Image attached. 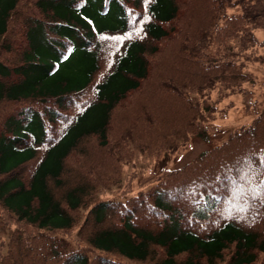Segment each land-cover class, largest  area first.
Masks as SVG:
<instances>
[{"label": "trees", "instance_id": "obj_1", "mask_svg": "<svg viewBox=\"0 0 264 264\" xmlns=\"http://www.w3.org/2000/svg\"><path fill=\"white\" fill-rule=\"evenodd\" d=\"M255 28L264 0H0V264H264V110L100 195L250 103Z\"/></svg>", "mask_w": 264, "mask_h": 264}, {"label": "rangeland", "instance_id": "obj_2", "mask_svg": "<svg viewBox=\"0 0 264 264\" xmlns=\"http://www.w3.org/2000/svg\"><path fill=\"white\" fill-rule=\"evenodd\" d=\"M255 34L259 39L264 41V29L255 28ZM264 51V44L259 47L258 52ZM246 68L254 72L256 78V84L252 86L253 92L249 98L250 103L243 99L240 94H234L228 97L231 102V107L228 114L223 118L216 119L207 124L208 132L206 137L193 136L189 139L188 143L182 144L180 152L168 154L158 157H150L142 155L137 157L133 162L123 163L122 176L120 180H117L112 185L105 189V197L113 196L117 193L118 189L125 182L129 171L132 169V164L137 163L139 165L138 178L135 179L133 184H137L143 176L144 167L158 168L161 166H177L188 159L196 156L202 150L214 145L223 140L234 128L242 123L248 122L257 112L264 110V66L257 61H248ZM136 149V148H135ZM136 156V153H134ZM147 173V171H146ZM85 207L81 208L79 217L84 216ZM11 230L9 228L7 233ZM76 230V229H74ZM6 233V234H7Z\"/></svg>", "mask_w": 264, "mask_h": 264}]
</instances>
